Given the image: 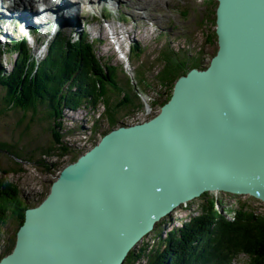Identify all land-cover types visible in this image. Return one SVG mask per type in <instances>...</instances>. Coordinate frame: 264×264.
I'll return each instance as SVG.
<instances>
[{"label":"water","instance_id":"water-1","mask_svg":"<svg viewBox=\"0 0 264 264\" xmlns=\"http://www.w3.org/2000/svg\"><path fill=\"white\" fill-rule=\"evenodd\" d=\"M218 51L150 119L120 124L25 211L0 264H124L156 225L210 191L264 202V0H218Z\"/></svg>","mask_w":264,"mask_h":264},{"label":"rangeland","instance_id":"rangeland-1","mask_svg":"<svg viewBox=\"0 0 264 264\" xmlns=\"http://www.w3.org/2000/svg\"><path fill=\"white\" fill-rule=\"evenodd\" d=\"M78 1L83 3L81 12L72 13L78 19L77 32L52 28L54 24L50 23L45 25L48 29H38L39 37L29 39L30 48L38 57H43L58 30L66 37L74 38L81 32L88 33L90 40L96 42L99 56L110 59L113 65L118 67L123 91L130 93L133 99L128 106L118 108L116 104L125 94L116 91L109 93L111 112H114L113 123L103 103L97 108L91 106L82 107L77 111L66 110L64 141L69 146L67 151L55 143L50 128L51 121L44 118L42 112H25L21 109L4 111L0 100V144H11L24 156V159H19L0 148V175L2 169H16L17 171L11 172L7 177L19 185L22 197L31 203H36L46 195L60 169L73 161L75 156L91 148L106 131L120 124L148 120L161 110L174 86L171 76L165 78L166 80L162 78V71L168 63L165 61L166 51L173 52L174 58H181L183 69L187 71L196 61L198 68L206 67L218 49V38L215 34L218 0H105L102 3H98V0ZM104 13L108 14V19H105ZM1 16L0 14V18ZM4 25L0 29L3 33L7 32L13 37L14 32L17 38L23 37L24 28L19 20L11 25ZM114 32L119 33L118 37L123 42L122 56L128 59L118 54L113 38L110 39ZM25 33L29 36L28 32ZM0 40L5 43L3 35H0ZM133 44L142 48L143 53L140 56L132 53ZM0 59V65L10 70L16 54L4 55ZM126 83L130 85L126 86ZM2 94L0 89V99ZM51 146L56 147L57 154H43L44 150ZM39 161L51 166H44ZM201 196L192 199L189 204L180 205L171 215L163 218L138 246L144 243L151 246L155 244L158 236L166 237L171 228L180 227L198 215L202 204L209 198L217 200L220 208L224 206L230 217L234 208L242 203L264 213V202L248 194L210 191ZM17 228L18 223L14 219H10L3 228L0 254L4 253ZM234 264H251V260L248 255L242 254Z\"/></svg>","mask_w":264,"mask_h":264},{"label":"trees","instance_id":"trees-1","mask_svg":"<svg viewBox=\"0 0 264 264\" xmlns=\"http://www.w3.org/2000/svg\"><path fill=\"white\" fill-rule=\"evenodd\" d=\"M1 28L3 27L0 25ZM2 33L1 30L0 35H3ZM215 34L217 36L216 30ZM12 35L13 37H3L4 44L0 40V58L16 54L10 70L0 65V89L3 91L0 100L3 110L42 112L44 118L51 121L50 128L55 143L63 150L67 151L69 148L64 141L66 110L77 111L82 107L91 106L97 108L103 103L113 123L114 112H111L109 93L116 91L125 94L116 104L118 108L128 106L132 102V96L124 92V86L120 84L118 67L113 65L110 59L99 56L96 42L90 40L88 33L74 38L59 32L47 46L43 57H38L32 51L25 35L21 38H17L14 32ZM131 50L137 56L143 53L137 44H133ZM164 54L168 63L162 71V78L168 79L171 76L174 86L180 76L197 67L196 61L186 71L183 69L181 58H174L171 51ZM127 85L130 84L126 83ZM172 94L163 104L171 99ZM0 148L19 159H24L20 151L14 149L11 144L1 143ZM43 154L56 155V147H49ZM80 155L75 156L71 162L76 161ZM41 164L51 166L44 162ZM1 171L0 240L3 228L10 219L17 221L18 231L25 220L26 209L40 204L49 193L36 203L28 202L22 197L19 185L7 177L17 170L8 168ZM17 231L10 238L4 253L0 254V259L13 251ZM158 237L151 246L144 243L133 249L124 264H234L242 254L249 256L251 264H264V213L245 203L234 208L230 217L224 206L220 208L217 200L209 198L202 204L198 215L180 227L171 228L166 237Z\"/></svg>","mask_w":264,"mask_h":264},{"label":"bare ground","instance_id":"bare-ground-1","mask_svg":"<svg viewBox=\"0 0 264 264\" xmlns=\"http://www.w3.org/2000/svg\"><path fill=\"white\" fill-rule=\"evenodd\" d=\"M103 1L105 0H100V2L98 3H102ZM45 4H47V9ZM0 5L6 9H2L5 12H1L0 14L2 15V17H4L5 15L8 18L7 22L10 25L13 24L16 20H19V22L26 26L28 24H35L33 22L38 21L34 26L27 27L39 30L43 29L44 27L48 29L47 26L52 23L55 26H52V28H61V30L67 29L69 31L72 30V32L76 30L78 23L76 22V20H78L76 18V15H73L72 13L79 14L83 7V3L78 0H63L61 4L55 2L54 5L47 0L43 2H41V0H0ZM2 17L0 19H2ZM118 36L119 33L117 32L114 35L110 36V39H120V36Z\"/></svg>","mask_w":264,"mask_h":264}]
</instances>
